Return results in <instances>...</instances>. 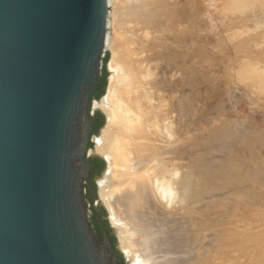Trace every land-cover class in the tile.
Returning a JSON list of instances; mask_svg holds the SVG:
<instances>
[{
	"label": "water",
	"instance_id": "water-1",
	"mask_svg": "<svg viewBox=\"0 0 264 264\" xmlns=\"http://www.w3.org/2000/svg\"><path fill=\"white\" fill-rule=\"evenodd\" d=\"M107 14L108 0H0V264H123L82 187ZM96 142L108 165L107 129Z\"/></svg>",
	"mask_w": 264,
	"mask_h": 264
},
{
	"label": "rangeland",
	"instance_id": "rangeland-1",
	"mask_svg": "<svg viewBox=\"0 0 264 264\" xmlns=\"http://www.w3.org/2000/svg\"><path fill=\"white\" fill-rule=\"evenodd\" d=\"M132 1L110 0L108 3V83L105 97L109 79L113 75L109 67L112 58L109 43L114 38L115 40L118 38V42L121 39L123 42L126 40L124 44L121 40L120 46L124 51L129 50L128 56L135 62L134 65L138 70L140 66L143 68L138 71L140 82L150 84L157 80L161 73L166 75L165 78L173 85L177 79L182 78L178 92L173 88L174 93L172 94L171 90L168 95L170 97L166 96L168 98L166 105L164 101L166 97H163L164 99L161 97L163 101L160 100V102H164V107L162 106L164 109L170 102L174 104L176 98L181 99L182 104L180 105L184 108L181 110L184 112L181 111L182 118L180 117L183 121L179 120L185 128L182 136V142L186 144L185 150H188L187 147L194 143H191L192 141L197 142L196 145L200 144L198 149L194 143L190 147L193 154L185 153V156L190 161L192 159V163L199 158L196 162L199 161L197 165L201 164L199 172L201 170L202 179L197 183L201 186L199 190L202 189L201 191L204 192L199 193L205 197L202 195L199 203L193 199V185L189 181V176L192 174L189 167L192 165L189 166V160H185L188 161L183 169L185 170V182L180 181L181 168L178 164L171 169L173 177L168 184L170 194L167 198L171 203L183 205L189 213L197 207L201 208L200 222L205 223L211 216L212 225L215 224L217 225L215 229L218 228L217 238L221 236L220 229L226 225L229 228L228 246L224 248V244H221L224 241L221 242V239H218L220 242L218 249L212 250V247H209L213 251L209 253L208 247L205 248L204 257L206 253L211 254L212 260L205 261L202 258L203 264L212 262L217 264H264V0ZM131 2L133 7L144 4L145 11L148 12H144L142 7L139 10L134 7L135 11H133L132 5H129ZM129 6L130 8L126 9ZM152 7L158 10L157 12L155 10L154 14H152ZM124 12L125 15L122 14ZM116 15L119 16L120 21L116 19ZM139 15L156 17L147 20L146 18L141 19ZM160 16L165 17L159 19ZM121 20L126 21L128 25L125 22L126 27L124 24L120 25L123 23ZM143 32H147L146 35L149 34L151 38L149 39L146 35L142 37ZM123 34L126 36H122ZM122 44L124 46L128 44L129 47L125 49ZM168 53L169 57H167ZM175 54L180 57L178 65H176L178 60ZM168 62L169 68L167 67ZM148 87L150 86L144 87L145 92L141 91V94L145 95L146 101L148 99L152 101L150 104L153 105L157 100H151L155 96L150 90L147 91ZM170 98L172 101L167 103ZM160 104L163 105V103ZM110 111L111 109L107 106L108 116H110ZM174 116L175 113L170 115L172 122L170 119L169 121L159 119L158 122L162 123L160 124L161 130L165 129L167 133L169 132L168 134L163 132V134L167 140L171 138L170 144H174L177 136L175 133L179 126L177 115ZM175 118H177V124ZM108 120V144L111 142L113 149V143L122 134L118 126L111 122L110 117ZM167 125L170 130L166 127ZM112 149L109 154L115 156L114 151L116 150ZM193 158L196 160L193 161ZM119 169L120 167H113L111 164L108 166L107 176L102 186L105 190L119 193L126 189L132 177H117L114 172ZM206 179H208L207 182L210 180L208 186ZM207 195L212 197L211 202L208 201L210 198ZM205 200L209 202L208 206ZM209 211H213L212 214H209ZM119 224L120 229H116L125 247L134 263L141 264L140 257L133 251L132 241L135 236L131 235V231H128L124 224Z\"/></svg>",
	"mask_w": 264,
	"mask_h": 264
},
{
	"label": "bare ground",
	"instance_id": "bare-ground-1",
	"mask_svg": "<svg viewBox=\"0 0 264 264\" xmlns=\"http://www.w3.org/2000/svg\"><path fill=\"white\" fill-rule=\"evenodd\" d=\"M132 2L129 4L130 6L132 5ZM130 6L126 9H129ZM134 7L138 10L140 9V7H142L144 9V12H148L147 10L145 11L144 4L141 6L136 5ZM154 8L152 10L153 11L152 14H154L155 10L156 12L158 11L157 9ZM159 9L160 11H162L161 10L162 8L159 7ZM133 11H135V9ZM122 14L125 15V12ZM131 16L133 15L131 14ZM118 17L119 16L116 17L117 20ZM126 17L127 16H125V18ZM141 17L142 16H140V18ZM154 17L156 16L146 15L143 16L141 19L146 18L147 20H150L153 19ZM160 17L161 18L159 17L158 18L162 19L165 16H160ZM121 22H123L122 24H120L122 26L124 22L126 23V21H122V20ZM127 25H125V27ZM149 30H147V32ZM164 30L166 31V26ZM130 32L128 33L130 34ZM147 32L145 33L143 32L144 35L141 34L142 37H145ZM151 32L154 33V31ZM132 33L131 36H133ZM122 36H126V35L123 34ZM131 36H129V38H131ZM142 37L140 36V38ZM146 37H148L149 39L151 38L149 37V34H147ZM158 37H160V35ZM117 39L118 38H116V40L115 38L111 39L109 43L110 44L109 47L112 50V58L109 67L113 75L110 78L107 96L104 98V109L107 115V119H109V117L110 119H112L111 122L118 126V129L122 135L120 137H117L115 143H113L114 144L113 149L116 150L114 151L115 156H110L109 153H111L110 150L112 149V144L111 142L110 144H108V166H110L111 164L113 167L114 166L120 167V169L116 170L114 174L116 173L115 175H117V177H122V178L132 177V180L129 181V184L126 187V189L121 190L119 193H117L116 191L114 192L111 190L108 191L105 190L103 192L105 205L110 211V215L113 223L119 226H120L119 223L124 224L127 227L128 231L129 230L131 231V235L135 236V238H133L132 241L133 243L132 242L131 243L133 244L134 253L138 254V257H140L141 259V264H148V263L149 264H203L204 261H202V258L205 259V261L212 260L211 254L207 255L206 253L204 257L205 248L208 247L209 253L210 251L213 252L212 250L213 249L215 250V248L218 249V246L220 244L218 239H221L220 240L221 242L222 240L224 241V243H221L224 244L223 245L224 248L227 247L230 238L229 236L230 231L226 225L225 227L220 229L221 236L217 238L218 228L215 229V226L217 225L215 224L212 225L211 216L208 217L205 223L203 222L201 223L199 219V213H200L199 211H201L200 210L201 208L197 207L196 209H194L193 212L189 213L186 211L183 205H180L178 203H171L167 198V196L170 194V187L168 186V184L173 177V174H171V169H173L178 164H179V168H181V173L179 176L180 181L185 182V170L183 169L185 167V163L186 162L188 163V161L185 160H189V163L191 162L190 164L188 163L189 166L192 165L191 167L189 166L187 167H189V170L191 168L192 171L191 176H189V181L193 185L192 188L193 199L199 203L200 198L203 195L199 193L202 189L199 190L201 186L200 184L198 185L197 183L198 180L202 179V176L200 177L201 170L199 172V169H201V164L197 165L199 161L196 162L197 160H199V158L194 157L193 155V157L197 158V160L193 158V161L194 160L196 161L192 163V159L190 161V159L189 158L186 159L185 156V153L191 154L193 152L192 149H190V147L193 146L194 143L196 145L197 142L192 141L191 143L193 142L194 143L191 146L187 147L188 150H185L186 144L182 142L183 141L182 136L184 135L183 131H185V128L183 127V123H181L183 120L180 119L181 111L184 112V110H181V108H183L180 105V103L182 104L181 99L176 98L177 100L175 99L176 101L173 104L170 101H172V99L174 100V98L173 97L172 99L170 98V100L167 101V103L168 102L170 103L167 104L168 107L167 108L165 107L166 109L165 108L163 109L164 102H160L161 97L162 98L166 96L168 98L170 97L168 95L170 94L173 88H175L174 90L178 92L179 87L181 86L180 84L182 82L181 81L182 78H180V80L177 79L175 84L173 85L170 84L168 79L165 78L166 75H163L161 73L157 80L153 81L150 84L147 83L150 86L148 87L149 89H147V91L149 92L150 90V92L155 96V98L151 100L153 101L157 100L155 101L156 103L154 102L155 104L151 105L150 102L152 103V101H149V99L148 101H146L145 95L141 94V91L143 93L145 92L144 87L148 86L146 83L145 85L142 81L141 82L139 81L138 71L142 67L140 66V69L138 70L136 68V65H134L135 62L132 59H130V57L128 56L129 50L124 51L122 46H120L121 43L119 42L122 40L121 42L124 44L126 40L123 42V39L120 38L121 40L118 42ZM128 41H129L128 43L130 44V40ZM132 45L134 44L132 43ZM123 47H125L126 49V47L129 46L127 44V46L123 45ZM169 53L167 54V57L170 56ZM133 56L136 57L135 55ZM175 58L176 60H178L176 61V65H178L177 62H179L180 59L179 55L175 54ZM169 66L170 64L168 62L167 67L169 68ZM144 70H146V68ZM142 72H140V74ZM147 93L146 95H148ZM173 93L174 92L172 90V94ZM167 97L164 100L165 105H166V100L168 99ZM159 102L163 103V105L160 104ZM107 106L109 109H111L110 116H108V113L106 112ZM173 113H175V116L177 115L179 126L176 133L173 130L174 133L177 135L175 137L176 141L174 140V144H170L169 140L171 138L170 139L168 138L169 140H167L166 136L164 135L167 133V131L165 129L161 130L162 126L160 124L162 123H158V122L159 119L160 121L162 120L166 121L168 119H170L171 121L172 117H170V115L172 116ZM177 118H175L176 124H177ZM175 119L172 120L175 121ZM179 119L181 120V122ZM171 122H169L170 125ZM164 124L166 125V122ZM168 126L169 125H167L166 127ZM164 127L165 126H163V128ZM170 128H172V125L170 126ZM168 130H170L169 127ZM171 132L172 131H170V133ZM172 136H174V134H172ZM198 145L200 144H197L195 147L198 148L199 147ZM197 148L196 149L194 148V150L199 149ZM187 151H191V152H187ZM207 180L208 179H206V183L208 186V184H210L209 183L210 180L209 182H207ZM211 188L213 189L214 187L212 186ZM207 197L210 198V196L208 195ZM211 198L208 199V201H210ZM202 200H204V198ZM208 201H206L208 203V204L206 203L207 206L209 205ZM212 212L209 211V214H212ZM209 247H212V250L209 249ZM147 259H149V261ZM210 264H217V263L212 262Z\"/></svg>",
	"mask_w": 264,
	"mask_h": 264
},
{
	"label": "flooded vegetation",
	"instance_id": "flooded-vegetation-1",
	"mask_svg": "<svg viewBox=\"0 0 264 264\" xmlns=\"http://www.w3.org/2000/svg\"><path fill=\"white\" fill-rule=\"evenodd\" d=\"M97 89H98V87H97ZM103 97H104V95L101 96V98L99 100H96L97 103L99 104V107L94 109L92 111V115L90 116L94 120V123L92 125V133L90 136V142H89V146H88V149L90 150V154L88 156L87 161L92 167L89 169L87 183L83 184L82 187L84 190V197L87 200V211H88L90 223H91V219H93L95 221L96 225L98 226V229L100 230V237L102 238V233L104 232V233H106L107 237L109 238L107 230H105V226L103 224L104 221H107L109 227L113 230V236L116 239V250L119 251L120 246L119 245L117 246L118 237L115 235L117 230L115 227H113L111 225L109 212H108L107 206L105 205L104 198H103V192L105 191V189L101 186L102 179L107 176L108 165H107V162L105 161V159L103 158L102 153H100L98 150H96V143H97L96 141H97V139H100V138L105 136L107 125H108L107 115H106V113L102 107ZM96 112H99L98 115L103 116L104 123L95 133L94 132V126L98 122V120L96 118ZM101 161L104 163V166L102 168H100V167L98 168L97 162H101ZM100 193H101L103 201L101 199ZM101 208H102V210H104L105 216H103V214H101ZM91 225L94 229L93 224H91ZM120 254L123 257V254L121 252H120ZM122 262H123V264H126L124 258H123Z\"/></svg>",
	"mask_w": 264,
	"mask_h": 264
},
{
	"label": "trees",
	"instance_id": "trees-1",
	"mask_svg": "<svg viewBox=\"0 0 264 264\" xmlns=\"http://www.w3.org/2000/svg\"><path fill=\"white\" fill-rule=\"evenodd\" d=\"M105 76H106V73L103 70L102 74L98 78V89L94 92V94L92 96V99L99 100L101 98V96H103L104 91H105V87H106V79H105ZM98 114H99V112H96V118H97L98 122L94 126V132L95 133L97 132V130L104 123L103 116H100ZM103 166H104V163L102 161L101 162H97V167L98 168L99 167L102 168ZM101 214H103V216H105V212H104V210H102V208H101ZM91 224H93V226H94V230H95V233H96L97 238L98 239H101V237H100V230L98 229V226L96 225V223H95V221L93 219H91ZM103 224L105 226V230H107L108 236H109L110 241L112 243L113 250H114V254L123 260V257L120 254V252L118 250H116V239L113 236V230L109 227L107 221H104Z\"/></svg>",
	"mask_w": 264,
	"mask_h": 264
}]
</instances>
